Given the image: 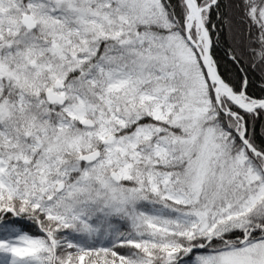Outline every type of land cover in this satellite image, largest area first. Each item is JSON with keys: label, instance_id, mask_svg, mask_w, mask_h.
Returning a JSON list of instances; mask_svg holds the SVG:
<instances>
[{"label": "snow or ice", "instance_id": "snow-or-ice-1", "mask_svg": "<svg viewBox=\"0 0 264 264\" xmlns=\"http://www.w3.org/2000/svg\"><path fill=\"white\" fill-rule=\"evenodd\" d=\"M0 264H264V0H0Z\"/></svg>", "mask_w": 264, "mask_h": 264}]
</instances>
